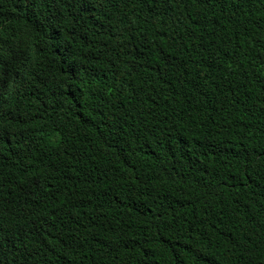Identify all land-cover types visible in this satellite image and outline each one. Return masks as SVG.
Here are the masks:
<instances>
[{
    "label": "trees",
    "instance_id": "16d2710c",
    "mask_svg": "<svg viewBox=\"0 0 264 264\" xmlns=\"http://www.w3.org/2000/svg\"><path fill=\"white\" fill-rule=\"evenodd\" d=\"M0 264H264V0H0Z\"/></svg>",
    "mask_w": 264,
    "mask_h": 264
}]
</instances>
